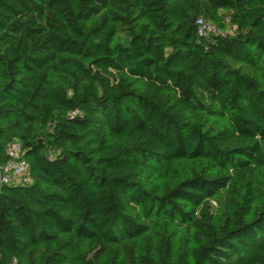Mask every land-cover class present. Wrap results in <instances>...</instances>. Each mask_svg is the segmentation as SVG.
I'll return each mask as SVG.
<instances>
[{
	"label": "trees",
	"instance_id": "16d2710c",
	"mask_svg": "<svg viewBox=\"0 0 264 264\" xmlns=\"http://www.w3.org/2000/svg\"><path fill=\"white\" fill-rule=\"evenodd\" d=\"M15 141L0 264H264V0H0Z\"/></svg>",
	"mask_w": 264,
	"mask_h": 264
},
{
	"label": "built area",
	"instance_id": "2783aa9c",
	"mask_svg": "<svg viewBox=\"0 0 264 264\" xmlns=\"http://www.w3.org/2000/svg\"><path fill=\"white\" fill-rule=\"evenodd\" d=\"M200 33H222L215 25L198 20ZM22 145L18 141L7 147L8 161L0 165V193L5 185L27 184L31 181L28 172V163L21 157Z\"/></svg>",
	"mask_w": 264,
	"mask_h": 264
}]
</instances>
